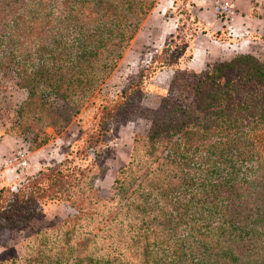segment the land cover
Listing matches in <instances>:
<instances>
[{
	"label": "trees",
	"instance_id": "16d2710c",
	"mask_svg": "<svg viewBox=\"0 0 264 264\" xmlns=\"http://www.w3.org/2000/svg\"><path fill=\"white\" fill-rule=\"evenodd\" d=\"M154 3L0 0V70L26 92L9 134L36 148L49 137L43 127L60 131L85 105L74 151L84 157L104 144L110 122L150 120L148 132L133 138L107 199L93 188L92 165L67 157L15 191L0 182V232L46 202L74 210L49 229L24 232L25 256L0 264H264V62L236 54L207 64L191 107L169 98L168 89L147 106L146 81L163 69L173 77L186 47L190 56L177 24L136 81L100 91ZM261 6L264 12V0ZM177 224L187 230L172 241Z\"/></svg>",
	"mask_w": 264,
	"mask_h": 264
},
{
	"label": "rangeland",
	"instance_id": "374dc122",
	"mask_svg": "<svg viewBox=\"0 0 264 264\" xmlns=\"http://www.w3.org/2000/svg\"><path fill=\"white\" fill-rule=\"evenodd\" d=\"M213 1L232 3L233 13L229 16L216 13L211 7ZM185 13L190 15V19L185 16ZM234 17L239 19L241 24L237 27L231 26V24L228 29V24L232 22L230 20ZM207 21L217 22L218 26H221L216 30H210L206 26ZM168 24L173 27L169 34L166 32ZM177 24L185 33L189 47L193 36L197 33H203L201 30L206 33L207 29L214 35L218 33L216 37L212 35L214 40L221 43L229 42L230 45H227L226 49L224 48L222 51L225 59L219 62L227 61L236 54H245L264 62V12L261 0H204L203 2L202 0H155L137 33L142 28L141 31L138 35L135 34L124 50L120 60L117 61L100 86V91L112 93L122 89L129 82L136 81L141 66L146 65L145 60L160 53L161 48L169 42ZM245 24L250 34L241 28ZM152 28L156 30V36L157 32L159 33L157 36L159 37L158 45H154L155 41L151 43L152 45L149 43L151 37L149 30ZM165 33L166 37L161 40V36ZM190 33L193 35L189 36ZM243 35L247 36L249 41L247 47L245 46L246 48H241L237 44ZM220 37L224 38L225 41L219 40ZM187 48L173 63V66L177 68L173 77V73L168 70L169 79L163 78L164 74H155L146 81V92L141 100L143 104L153 106L159 94L168 89L169 98L177 104L190 107L193 105L194 86L200 71L194 74L183 68V65L191 57V54L188 56ZM190 50H192L191 47ZM216 50L219 51L220 48ZM206 65L201 71L205 69ZM168 83H170L169 87L167 86ZM25 95V90L15 84L12 73H3V70H0V182L15 191L26 177L33 176L38 170L46 166H53L67 157L80 167L92 165L94 170L93 188L99 197L107 199L114 189V177L129 160L133 148V138L148 132L150 120L142 116H128L114 120L110 122L107 138L99 150L88 149L84 157L75 156L74 151L79 143L77 139L82 136V128L77 118L81 114L86 115L88 111L84 110L85 105H83L79 113L72 117L60 131L55 132L51 126L43 127V131L49 136L48 139L36 148H29L28 142L23 140L20 135H11L7 131L15 118V110ZM3 133L10 135V138H6L14 143V145L7 143L8 146L6 145L4 150ZM17 150H21L27 159V164L23 168H17L12 159ZM250 164L251 162L244 164L240 171H244L245 167H249ZM154 199L155 197L152 201ZM73 214L74 210L63 202L51 201L38 205L31 215L21 223L16 224L13 229H6L4 233L3 231L0 232V261L25 256L24 232L33 235L38 230L49 229L57 220ZM186 230L184 224H177L171 230V240L178 241L186 233ZM165 251L164 253L167 254ZM168 259H165V264L169 263Z\"/></svg>",
	"mask_w": 264,
	"mask_h": 264
},
{
	"label": "crops",
	"instance_id": "0c3cea01",
	"mask_svg": "<svg viewBox=\"0 0 264 264\" xmlns=\"http://www.w3.org/2000/svg\"><path fill=\"white\" fill-rule=\"evenodd\" d=\"M235 17H234V19L231 18L230 21H232V22H230V24H228V29L230 28L231 24H232L231 26H234V27L240 26L241 23H240L239 19H236ZM239 17H240V15H239ZM246 24H245V26H242L241 28H244L245 32H247V33L249 32V34H250L249 29L246 28L247 27ZM206 26L210 30H216L221 25L218 26L217 22L207 21ZM141 29L139 30V32L141 31ZM172 29H173V27L168 24L166 32H168V34H169L172 31ZM209 29H207L208 31L206 33L195 34L193 36L191 42H190V47L192 49L191 53H190L191 57L186 62V64L183 65V68L185 70H187L188 72H192L194 74H197L199 71H201V69L203 68L204 65L212 64V63L219 62V61L225 59L222 51L224 48L226 49L227 45H230L229 42L221 43V42L214 40L212 38V35H211V32ZM234 30H235V28H234ZM150 31H151V37H150L149 43L151 44V43H154V41H155L154 45H158V43H159L158 38L159 37H157V36L159 35V33L157 32V36H156V33H155L156 30L155 29L152 28L151 30H149V33H150ZM159 32H162V31H159ZM138 33H137V35H138ZM165 37H166V33L161 36V40L162 39L164 40ZM246 37L247 36H245V35H243V37H240V41L237 43V44H239V47H241V48L245 47V46L247 47V44L249 41H248V38H246ZM218 48H220L219 51L216 50ZM167 71H168L167 69H163V70L159 71L158 73H156V75L164 74L163 78L169 79L170 74ZM9 136L10 135L3 133V150L6 148L5 146L7 145V143H8V145H11L9 143H12V141H8L6 138ZM12 144L14 145V143H12Z\"/></svg>",
	"mask_w": 264,
	"mask_h": 264
},
{
	"label": "built area",
	"instance_id": "2783aa9c",
	"mask_svg": "<svg viewBox=\"0 0 264 264\" xmlns=\"http://www.w3.org/2000/svg\"><path fill=\"white\" fill-rule=\"evenodd\" d=\"M203 1L204 0H202V2ZM211 7L216 13L223 15V16H229L234 11L232 3H229L228 1H224V2L213 1ZM12 159L13 161H15V166L17 168H23L27 164V159L21 150H17L14 153V156L12 157ZM7 161L10 162V160H7Z\"/></svg>",
	"mask_w": 264,
	"mask_h": 264
}]
</instances>
